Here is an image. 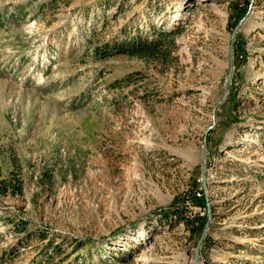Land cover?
I'll use <instances>...</instances> for the list:
<instances>
[{"label": "rangeland", "instance_id": "rangeland-1", "mask_svg": "<svg viewBox=\"0 0 264 264\" xmlns=\"http://www.w3.org/2000/svg\"><path fill=\"white\" fill-rule=\"evenodd\" d=\"M198 243L264 264V0H0V264Z\"/></svg>", "mask_w": 264, "mask_h": 264}, {"label": "trees", "instance_id": "trees-1", "mask_svg": "<svg viewBox=\"0 0 264 264\" xmlns=\"http://www.w3.org/2000/svg\"><path fill=\"white\" fill-rule=\"evenodd\" d=\"M167 35V34H166ZM150 42H147V41H138V42H131L129 43L128 47H129V51L131 53H133L135 51L134 54L138 55L139 52H142L144 50H146V47L148 46ZM6 188V187H5Z\"/></svg>", "mask_w": 264, "mask_h": 264}, {"label": "water", "instance_id": "water-1", "mask_svg": "<svg viewBox=\"0 0 264 264\" xmlns=\"http://www.w3.org/2000/svg\"><path fill=\"white\" fill-rule=\"evenodd\" d=\"M230 60H231V56H230ZM228 82V81H227ZM206 156H207V150H206V148L204 149V156H203V158H204V160H206ZM198 246H199V243H198V245H197V249H196V252H195V257H194V262H193V264H197L196 263V258H197V250H198Z\"/></svg>", "mask_w": 264, "mask_h": 264}]
</instances>
